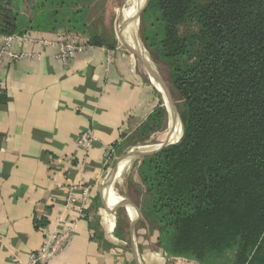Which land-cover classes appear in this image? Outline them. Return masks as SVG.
Returning a JSON list of instances; mask_svg holds the SVG:
<instances>
[{
    "label": "trees",
    "instance_id": "obj_1",
    "mask_svg": "<svg viewBox=\"0 0 264 264\" xmlns=\"http://www.w3.org/2000/svg\"><path fill=\"white\" fill-rule=\"evenodd\" d=\"M17 1L0 0V35L84 30L95 0H32L25 21ZM142 21L145 48L180 101L183 131L138 167L139 224L168 256L264 264V0H148ZM88 42L115 46L93 32ZM164 116L157 107L138 141Z\"/></svg>",
    "mask_w": 264,
    "mask_h": 264
},
{
    "label": "crops",
    "instance_id": "obj_2",
    "mask_svg": "<svg viewBox=\"0 0 264 264\" xmlns=\"http://www.w3.org/2000/svg\"><path fill=\"white\" fill-rule=\"evenodd\" d=\"M27 3L17 1L23 21L32 12L31 5L25 10ZM14 48L40 57L6 61L1 68L0 264H24L46 231L72 219L76 231L47 264H176L162 256L147 224H139L138 207L124 187L129 163L145 157L135 153L169 140L171 121L179 118L166 108L164 93L142 61L127 46L136 59L117 46H92L76 52L64 67L55 57L56 46L25 42ZM157 107L165 110V132L155 130L139 142V127ZM84 130L95 141L82 165L76 139ZM153 139L160 143L147 145ZM118 167L122 178L114 182ZM80 182L90 186L91 196L78 216L65 207L64 198L66 189Z\"/></svg>",
    "mask_w": 264,
    "mask_h": 264
},
{
    "label": "built area",
    "instance_id": "obj_3",
    "mask_svg": "<svg viewBox=\"0 0 264 264\" xmlns=\"http://www.w3.org/2000/svg\"><path fill=\"white\" fill-rule=\"evenodd\" d=\"M37 43L44 46H56L57 53L55 57L60 60L64 67H67L70 63L73 55L78 52L91 48L87 38L78 32L63 31L56 34L54 38H41L36 35L28 33L23 34H11V35H0V87L4 83L2 77V65L6 61H14L23 57H40V54L35 51H23L16 50L14 48L15 43ZM112 55L109 52L107 55V63H110ZM108 71V68L106 67ZM95 137L90 130L82 131L76 139V147L81 152V162L84 165ZM109 156V155H108ZM106 158V157H105ZM90 186L83 183L71 184L66 189V195L64 198V205L66 208L76 210L78 216H81L83 207L89 200ZM78 201L77 206L74 203ZM77 223L76 220H61L59 226L54 229H50L45 232L43 242L34 251H31L24 264H47L56 255L63 252L67 247L72 234L76 231ZM165 258H170L173 263L176 264H188L189 260L186 257L181 256H168L166 253Z\"/></svg>",
    "mask_w": 264,
    "mask_h": 264
},
{
    "label": "rangeland",
    "instance_id": "obj_4",
    "mask_svg": "<svg viewBox=\"0 0 264 264\" xmlns=\"http://www.w3.org/2000/svg\"><path fill=\"white\" fill-rule=\"evenodd\" d=\"M28 3L25 5L26 9L30 8L31 1L32 0H27ZM148 0H140L137 1L135 4L134 12H135V18H136V36L139 39L141 46H143V49L147 51L145 48L144 42L142 40V35H141V30L143 27V21H142V12L144 11L145 7L147 6ZM127 1L126 0H95L93 4H90L87 6V11H86V20H87V28L84 30H70L67 29L66 27H57V32H62V31H68V32H78L83 34L86 38L88 37L89 32H93L95 34L100 35L101 37H105L106 40L110 43H114L115 46L119 47L120 49H123L124 51L128 52L131 54L125 46V41L119 37V23L121 21L122 17V8L124 6H127ZM123 5V6H122ZM136 9V10H135ZM22 11V9H20ZM130 50V49H129ZM131 51V50H130ZM149 54V52L147 51ZM131 56L136 59L135 55ZM151 61L154 63V65L157 68V71L159 75L162 77L164 82L166 83L167 89H168V96L171 99L172 106L174 107L175 113L178 115L179 114V100L175 98L173 95L169 83H168V77H167V70L165 65L162 62L157 61L154 59L150 54H149ZM141 62V60L139 59ZM138 62V65L142 67L140 62ZM142 63V62H141ZM165 97V94L162 95ZM165 106L168 109V102L165 101ZM165 129H160L158 132H165ZM158 133V134H160ZM179 141V140H176ZM149 142V141H148ZM160 142H157L155 139H153V142L147 144L151 146H157V144ZM141 161L139 160H132L129 163L128 168L125 170V176L127 177V181L125 182V190L126 193L131 200V202L138 207L136 210L137 217H139L138 222H140V219L143 218V214L141 212V204H140V195L145 192V187L141 182V179L139 177L138 173V167L140 166ZM119 168V167H118ZM118 170V169H117ZM123 174V173H122ZM115 191V189H114ZM116 193V192H114ZM148 227V224H147ZM149 228V227H148ZM150 229V228H149Z\"/></svg>",
    "mask_w": 264,
    "mask_h": 264
},
{
    "label": "bare ground",
    "instance_id": "obj_5",
    "mask_svg": "<svg viewBox=\"0 0 264 264\" xmlns=\"http://www.w3.org/2000/svg\"><path fill=\"white\" fill-rule=\"evenodd\" d=\"M126 1L128 4H127V6H124L122 8V11H123L122 17H121V21H120L119 26H118L119 27L118 33L120 35L119 37H121L127 43L130 50H133L137 53H141L143 55V58L141 59L142 63H143V67H144L146 73L148 74L149 78L153 82V84L160 89L157 81L154 78V74H155L157 68L154 65V63L150 62L151 58H150L149 54L147 53V51H145L143 49V46H141V43L136 36V27L137 26L135 25L136 24V18H135L134 8H135V4L137 3V1H140V0H126ZM145 71H143V72H145ZM168 107H169V110H171V107L169 105H168ZM175 119L171 121V125H170L171 126V132H169V134H168L169 140L167 139L166 141L180 140V138L182 136V131H183L182 122L179 118H177L176 120ZM150 139H151V137H150ZM122 173H123V167H119L118 170H116V172H115L116 175L114 174V182L119 181L122 178Z\"/></svg>",
    "mask_w": 264,
    "mask_h": 264
},
{
    "label": "water",
    "instance_id": "obj_6",
    "mask_svg": "<svg viewBox=\"0 0 264 264\" xmlns=\"http://www.w3.org/2000/svg\"><path fill=\"white\" fill-rule=\"evenodd\" d=\"M124 43H125V46H127V47L129 48V46L127 45V43H126V42H124ZM129 49H130V48H129ZM131 51H132L133 53H135V54L138 56V58H139L140 60L143 58V55H142L141 53H137V52H135V51H133V50H131ZM141 61H142V60H141ZM150 62L153 63V62L151 61V59H150ZM154 78H155V80L157 81V83H158V85H159L161 91L165 94L166 100H167L169 106L171 107V111L175 112V111H174V107L172 106L171 99H170L169 96H168V89H167L166 83L164 82V80L162 79V77L159 75V73H158L157 70H156V72H155V74H154ZM177 116H178L179 119H180V116H179V115H177ZM174 142H177V141H174ZM174 142H173V141H165L164 143L160 144L159 146H157V147H155V148H152V149H149V150H145V151H138V152L135 153V154H136L135 156H137V157H144V156H147V155H151V154H153V153H155V152L161 150V149L164 148L165 146L170 145V144H172V143H174Z\"/></svg>",
    "mask_w": 264,
    "mask_h": 264
}]
</instances>
